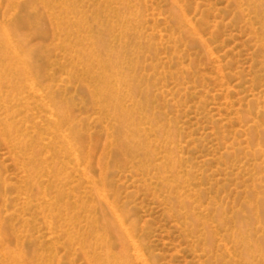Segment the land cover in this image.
<instances>
[{
  "label": "rangeland",
  "instance_id": "374dc122",
  "mask_svg": "<svg viewBox=\"0 0 264 264\" xmlns=\"http://www.w3.org/2000/svg\"><path fill=\"white\" fill-rule=\"evenodd\" d=\"M0 24L31 71L1 51L0 264L124 243L132 264H264V0H0Z\"/></svg>",
  "mask_w": 264,
  "mask_h": 264
},
{
  "label": "bare ground",
  "instance_id": "6f19581e",
  "mask_svg": "<svg viewBox=\"0 0 264 264\" xmlns=\"http://www.w3.org/2000/svg\"><path fill=\"white\" fill-rule=\"evenodd\" d=\"M9 1L10 0H8V2ZM13 4L14 3L10 2L7 6V9L13 10V8H15V7L10 6ZM11 25L14 27V29H18L21 26V24H19L16 21L14 23H12ZM19 49L20 48L17 46V38L15 35V32L10 27V25L0 24V53L2 50H4V52H7L8 55L14 59V62L9 63V65H13L15 69H17L18 67H21L22 72H20V73L24 74L26 76L31 71L28 69L26 57H23V55L21 56V54H20L21 51ZM29 86H30L29 88L33 92H34V90H37L35 83L33 81H29ZM58 126L59 127L56 129V131H62L61 126L60 125H58ZM60 135L63 137L64 143L66 145L70 146L71 140L69 138V134L67 132H64V133L62 132ZM74 156L76 158L80 157V153L77 152V149H75ZM100 195H102V197L104 198L103 200L106 201L107 205L111 209V212L114 214V216L117 220V223L119 224V226L121 228L122 235H124V239L129 241L131 246L136 248L138 246V239L136 238L135 229L133 228V225L128 224L126 222L123 214L119 212L117 207L111 202L110 198L107 195L101 194V193H100ZM101 220L106 225V217L103 213H102ZM115 239H118V237H116ZM117 241H119V240H116V242ZM127 246L128 245H126L125 243L122 244L121 250H120V255L115 256V264H132V256L133 255L130 254L129 247L127 248ZM13 255L16 258H18L19 263L22 262L23 256L21 255L20 252H18L17 254L11 253L10 250H5L3 252V256L5 259L10 258ZM137 256H139V254H137ZM251 256H252V258L254 257L253 253H251ZM24 262H25V260L22 262V264H24Z\"/></svg>",
  "mask_w": 264,
  "mask_h": 264
}]
</instances>
